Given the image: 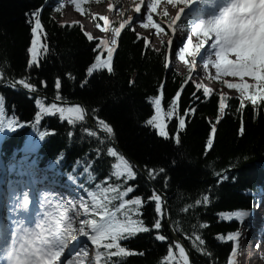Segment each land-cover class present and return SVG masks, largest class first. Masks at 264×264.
<instances>
[{
	"label": "trees",
	"instance_id": "obj_1",
	"mask_svg": "<svg viewBox=\"0 0 264 264\" xmlns=\"http://www.w3.org/2000/svg\"><path fill=\"white\" fill-rule=\"evenodd\" d=\"M36 9L41 10L40 19L46 33L41 42L48 45V52L40 55L38 68L29 69L27 48L35 21L29 14ZM62 12L63 6L51 0H0V96L4 105L0 109V125L8 126L13 120L24 125H14L15 131L6 136L4 159L17 162L26 159L29 144L39 138L38 131H45L49 134L40 141L39 163L58 171L61 181L70 182L69 174L78 177L76 183L84 184L88 190H95L96 184L105 180L112 171L111 166L117 162L108 156V147L117 148L139 169L147 165L158 173L163 167L165 173H158L154 179L145 171L128 182L138 187L126 198L140 195L146 201L140 208L139 218L151 227L157 214L155 202L149 203L147 198L153 189L162 192L168 200L172 226L190 251L192 264H230L234 239L229 240L228 236L237 233L242 223L235 216L228 220L227 214L251 212L256 191L259 187L264 189V99H257L255 104L243 99L241 108L240 97L227 95L221 113L220 93L211 92L205 96L204 88L197 90L196 84L188 81V74H181L171 66L166 68V46L157 51L130 27L122 32L113 54V72L98 69L88 78L87 67L96 55L106 59V50L94 52L100 40L89 41L79 23L61 22ZM57 76L61 78V95L66 102L82 103L96 127L97 117L113 127L114 138L110 143L100 144L96 137L84 133L83 129L87 128L97 131L100 139L106 137L91 127L87 119L83 124L70 126L67 121L61 122L57 114L43 117L39 125L32 127L35 112L39 110L35 99L46 97V104L54 101ZM25 77L36 85V92L44 96H34L20 89L18 84L13 88L7 83L8 78L15 82ZM42 80L47 81L46 88ZM85 80L87 84L81 87ZM161 85H164L161 115L168 139L159 137L157 130L146 124L155 114L151 98L161 95ZM177 91H181L177 112L167 117L164 114ZM193 92L199 99L192 97ZM189 107L196 111L185 116L186 127L179 132L180 143L177 144L178 120ZM212 125L216 126L215 133H212ZM70 131L74 133L72 137L67 135ZM209 137L214 144L206 154ZM97 148L101 149L100 159L96 158ZM88 165H92L89 169L94 177L92 180L89 174H84ZM216 174L226 175L228 179L218 182ZM112 183H116L114 177ZM71 184L79 197L88 199L85 189ZM205 195L209 200L196 205L195 201L202 200ZM185 208L188 210L184 211ZM159 234L165 235L167 240H156L155 231L122 240L121 245L134 254L125 258L112 257L111 262L102 256L99 264H179L181 257L174 246L167 216L162 220ZM196 237H200L203 244ZM170 244L173 257L167 258ZM100 251L106 252L103 248Z\"/></svg>",
	"mask_w": 264,
	"mask_h": 264
},
{
	"label": "snow or ice",
	"instance_id": "obj_2",
	"mask_svg": "<svg viewBox=\"0 0 264 264\" xmlns=\"http://www.w3.org/2000/svg\"><path fill=\"white\" fill-rule=\"evenodd\" d=\"M77 10L84 12L81 8L80 0H72ZM185 7L189 5L200 4L205 9H216L215 12H203L201 9L192 7L189 15L185 18L182 17L184 8H180L176 15L168 21V27L173 30V37H169L166 41L170 49H173L174 39H179L181 44L176 45L178 51L173 49L174 56L179 57L181 60L185 59L186 54L190 53L191 59L187 61L189 67V80L195 83V78L192 73L196 72L197 57L202 61L203 69L208 70L210 66H214L216 71V79L221 80L230 89L238 90L241 98V108H243V99L251 100L253 104L257 99H264V0H225L224 3L217 5V0H184ZM156 0H149L147 3L148 16L147 20L152 22V12L155 10ZM59 8H57V11ZM40 9H36L29 15L35 18L34 24L31 27L32 39L30 46L27 48L29 59L27 67L29 69L33 66L39 67V57L43 53L48 52V45L41 42V37L46 36L43 31V26L40 19ZM136 12H140V7H136ZM105 24L108 23V17H102ZM134 17L129 16L126 20L120 23L119 27L111 29L113 35L110 38L102 39L93 51L98 49H105L107 53L106 59H102L101 55L94 57V62L91 63L86 69V76L91 78L93 73L100 69H106L109 73L113 72V54L117 49V40L121 35V30L126 25L133 21ZM177 21H180L179 23ZM31 24L32 21L29 20ZM63 27V25H61ZM147 26V25H145ZM155 27L160 29V25L156 24ZM185 33H195L197 36L203 34L204 39L201 43L193 46L191 36L188 37L187 42H184ZM164 33L160 36L161 42L165 43ZM93 37L88 34V40L92 41ZM211 41V46L206 49L207 56L201 53V49L205 43ZM148 45L146 44V47ZM159 51V49H157ZM167 68L168 65L166 64ZM70 79L71 74H68ZM199 75V73H197ZM239 77L240 81L236 83L229 82L223 77L226 76ZM252 77L255 83L249 84L245 77ZM187 83V81H185ZM17 84L22 86L23 89L29 93L37 91L36 85L28 82V77L19 79L11 84L13 88ZM41 84L46 88L47 81L42 80ZM87 84V80L81 83V87ZM55 97L54 101L46 104V97H39L35 99V104L38 111L35 112V124L32 127L39 125L42 118L45 116H56L58 114L61 122L67 121L70 126H75L78 123L83 124L89 113L79 102H66L61 95L62 81L59 76L55 79ZM161 95L151 98L154 104L155 114L152 115L146 124L152 126L157 130L159 137L168 139L169 133L165 130V120L161 115V100L162 90L164 85H161ZM201 84H196V89L199 90ZM252 91H249V90ZM204 95L208 96L210 90L204 88ZM181 91H177L171 100L169 110L164 114L167 117H172L177 112ZM192 97L199 99L196 92L192 93ZM227 94H223L219 101V110L221 113L225 109V100ZM3 97L0 96V109L3 108ZM195 108L189 107L185 110L184 116H180L178 120L176 143L179 144V132L186 127L185 116L194 113ZM220 117H217L219 121ZM97 126L100 130L106 133L104 139H100L97 131H92L87 128L83 129L84 133L88 136L96 137L100 144L110 143L114 138L113 127L105 122V120L96 118ZM15 126L19 125L17 121L13 120L9 123L8 127L15 131ZM4 131V127L0 125V132ZM216 132V126L212 125V133ZM243 127H241V134ZM49 133L45 131H38L39 140L43 141ZM55 135V132H52ZM67 135L72 137L73 132H68ZM207 150L213 147L214 141L211 137L207 139ZM101 149H96V158L100 159ZM108 156L115 158L116 163L112 167L110 174L99 184H96L95 190H88L84 184L76 183L78 177L69 174L70 183H75L77 188L85 189L88 199L84 197H67L61 198L58 195L45 191L41 194L43 203L39 205L41 209L47 207L48 211L43 213L44 219L36 224L35 230H27L23 228L22 221L19 219L20 212L27 210L30 205V192L23 191L19 194L13 193L12 200L10 201L11 211L17 215L15 221H10V225L0 227L3 231L5 240L11 238V244H5L3 249H0V264H60V257L65 249L74 242L79 241L81 246L76 254L67 261V264H93V261L88 257L89 242L96 247L95 261L99 262L102 256L106 257L108 262H111L112 257L125 258L133 255L126 247L121 245L122 240H127L135 237L139 233H149L155 231L157 235L155 239L161 242L167 240L165 235L159 234L162 229V220L167 213L164 210L163 194L158 193L155 189L152 190V195L147 198V202H155V213L157 218L151 224V227L145 224V221L139 218L142 213L140 208L146 203L140 195H136L133 199H127L130 193L136 190L134 185H129V181H134L140 172H147L148 177L155 178L158 173H165V168L161 167L158 170L148 168L147 165L144 169H139L138 166L131 163L125 155L121 154L115 147L107 148ZM79 165V161L77 162ZM92 165L84 168V174H89V169ZM75 171V169H74ZM23 174V173H21ZM218 182H223L228 179L226 175L216 174ZM113 177L116 183H112ZM89 180L94 179L89 174ZM236 178H233L235 182ZM167 184V180H165ZM104 185H107L105 187ZM209 196H203V199H197L196 205L202 202H207ZM55 201V203L53 202ZM118 202V203H116ZM257 208L260 207V202L257 201ZM191 207V206H189ZM188 209L185 208L184 211ZM39 215V214H38ZM251 215L248 211H241L227 214V219L231 220L233 216L243 223L244 218ZM136 217V218H134ZM17 225L13 230L11 225ZM20 233H23L21 240ZM240 233L229 234L228 239L238 238ZM189 239H191L189 237ZM200 240V237H196ZM19 241V246H17ZM195 244L196 241H193ZM203 244V241L200 240ZM175 248L179 250L181 260L179 264H189V258L185 248L177 242ZM103 248L106 252H101ZM173 245H169L168 257H173ZM115 249V251H113ZM236 249H233L235 254ZM143 255V253H139ZM166 258V259H167Z\"/></svg>",
	"mask_w": 264,
	"mask_h": 264
},
{
	"label": "rangeland",
	"instance_id": "obj_3",
	"mask_svg": "<svg viewBox=\"0 0 264 264\" xmlns=\"http://www.w3.org/2000/svg\"><path fill=\"white\" fill-rule=\"evenodd\" d=\"M68 1L69 0H60L61 4H63V8H64L62 15L60 17L61 22L72 23L73 21H78L79 23L82 24L85 31L88 34H90L93 38L98 39V37H99L100 39H104V38H106V29L104 27H101V28H100V26H94L93 28L89 27L88 19L91 15L100 17L102 22H103L102 23L103 25H105V22L102 19V17H109L110 12H111V16H112V23H115V22L122 23L129 16H132V17H134V19L128 25L132 26L134 29H136L137 31H139L140 33L145 35V37L149 38L152 42V45L156 49L161 48L163 46V44H167L166 41L169 37H173V32H169L170 28L168 27V21H170L171 18L176 15V12L179 11V9L181 8V7H179V4L177 3L176 0H166L167 1L166 4L168 5V9L165 12L158 11L157 16H155L151 13L152 14V22H149L147 20L148 11L145 10V7L147 8V3L142 8V5H143L142 1L140 3H136V2H133L131 0H122L121 6L118 7L117 3L116 2L111 3V0H101V1L100 0H80V5H81L82 9L86 8L85 5L88 6L87 12H85V11L81 12V11L77 10L76 6L72 3V0H71V3H68ZM143 1L147 2V0H143ZM158 1L160 2L161 0H158ZM128 5H130L132 7V9L127 10L126 8ZM137 6L140 7L139 13L136 12ZM180 6H182V5H180ZM138 15H140V16L138 17ZM165 16H167L168 18L165 19ZM156 24L160 25V29H157L155 27ZM145 25H147V26H145ZM111 29L112 28H110L108 38H110L113 35V33L111 32ZM167 31L171 35L168 36ZM164 33H166L167 35L164 37L165 43H162L160 36L163 35ZM184 36L186 37V39H184V42H187L188 37L191 36L193 46L196 45L195 44L196 40L202 41L204 39L202 34L200 36H197L195 33H185ZM180 44H181V42L179 39H174L173 46H174L175 50L178 51V48H176V45H180ZM188 56H189V53H188ZM173 61L174 62L171 61L172 62L171 65H172L174 70H177L181 74L189 72L188 63L185 60H181L179 57L175 56ZM196 68H199V67L197 66ZM192 75L195 78V83L201 84V86L208 88L211 91H218L222 94L226 93L227 95H234V94L236 95V93L234 91H229V90H226L223 88H217L216 85L210 84V82L204 83L201 79L196 78V74L192 73ZM215 77H216V75H215ZM223 79L233 81V82H239L240 81L239 77H233L230 75L223 77ZM244 79L247 80L248 82H255L252 77L246 76ZM34 161H36V158H34ZM35 163L37 164V162H35ZM1 177H2V175L0 173V180H1ZM38 180L46 181L43 177H40ZM23 184H24V186H26L30 183H23ZM34 184L35 183H32L33 186H34ZM40 190H39V192H40ZM27 191L30 192V196H29L30 205H29V208L27 209L28 215H30L31 211H32V204L35 200V196L33 195L31 190H27ZM40 197H41V195H40ZM8 200L11 201L12 198H9ZM240 236H241V234H240ZM240 236L238 238V244L241 241ZM237 248H238L237 247V240L235 239L236 252H235V254H233V257L231 259L230 264H237L241 261V259L239 258L240 256L238 254ZM88 257H89V259H91L93 261V264H94L93 245L90 244V242H89V247H88ZM256 264H264V260H262V259L257 260Z\"/></svg>",
	"mask_w": 264,
	"mask_h": 264
},
{
	"label": "bare ground",
	"instance_id": "obj_4",
	"mask_svg": "<svg viewBox=\"0 0 264 264\" xmlns=\"http://www.w3.org/2000/svg\"><path fill=\"white\" fill-rule=\"evenodd\" d=\"M131 1L135 2L136 0H131ZM139 1L141 2L143 0H139ZM113 2H116L117 3V6L120 7L122 0H112V3ZM224 2H225V0H217V5H220V4L224 3ZM166 3H167L166 0H161L160 2L158 0H156V7H155V10L152 12V14L155 15V16H157V12L158 11L165 12L168 9V5ZM126 9L127 10L129 9L130 10V9H132V7L130 5H128ZM145 10H147L146 7H145ZM208 10L210 12H215L216 11V9H212V8H208ZM199 43H201V41L200 40H196V43L195 44H199ZM210 46H211V41H209L208 43H205L204 44V47L201 50V53L205 57L207 56L206 49L209 48ZM189 55H190V53H189ZM172 57H173V60H174V58H175L174 53H173ZM198 58L199 57H197V59ZM190 59L191 58H189L188 60H190ZM207 71L209 72V75H211V74L214 75V76L216 75V71H215L214 66H210ZM197 73H199L198 77H202L203 76V72L201 70H196V72H194V74H197ZM9 196H10V193H7L5 195V197H3V195L0 196V220H1L2 224H4V221L3 220H4L5 215H7L6 214L7 211L5 209L8 207V205L10 206V202H8V198H7ZM41 203H43L42 200L39 202L38 207H39V205ZM40 210H41L42 214L44 212L48 211V209H47L46 206L43 209L40 208ZM11 226L14 227V226H17V225L13 224ZM80 246H81L80 242L77 241V242H74L73 244H71L69 247H67L65 249L64 253H62L61 257L59 258L60 259V264H67V261L69 259H71L76 254V252L78 251V249L80 248ZM255 261L256 260H252L251 262H249V264H256ZM87 263H88V261H84V264H87ZM237 264H240V262L237 263Z\"/></svg>",
	"mask_w": 264,
	"mask_h": 264
},
{
	"label": "water",
	"instance_id": "obj_5",
	"mask_svg": "<svg viewBox=\"0 0 264 264\" xmlns=\"http://www.w3.org/2000/svg\"><path fill=\"white\" fill-rule=\"evenodd\" d=\"M88 119V122L92 125V122H91V119H90V116L88 115L87 117ZM163 197H164V202H165V207H166V210H167V213H168V200L166 198V196L163 194ZM167 222H168V226H169V230H170V234L172 235L173 239L176 241V242H179L186 250V253L188 255V258H189V264H192L191 263V257H190V252L189 250L187 249V247L182 243V241L180 240V238L177 236V234L175 233L173 227H172V224H171V220L170 218H167Z\"/></svg>",
	"mask_w": 264,
	"mask_h": 264
}]
</instances>
